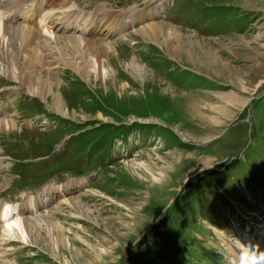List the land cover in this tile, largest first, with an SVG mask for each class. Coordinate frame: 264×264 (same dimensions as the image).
<instances>
[{"label":"rangeland","instance_id":"374dc122","mask_svg":"<svg viewBox=\"0 0 264 264\" xmlns=\"http://www.w3.org/2000/svg\"><path fill=\"white\" fill-rule=\"evenodd\" d=\"M109 10L113 9L109 6ZM147 21L108 41L86 39L94 50L88 54L81 51V37L58 33L60 45L51 43L45 53L51 60H57L56 56L70 60L54 63L43 72L40 65L34 66L40 84L35 76L24 85L20 76L25 71H16L15 76L8 69L16 68L17 60L0 45V62L4 55L11 64L0 66V85L28 93L27 107L34 112L69 119L70 132L90 131L61 155L58 161L63 162L54 171L82 168L79 158L100 136H106L108 146L116 145L123 135L131 139L129 145L116 149L119 157L104 163L89 188L61 197L51 209L31 208L36 216L56 211V216H48L62 227L57 231L63 233L60 240L66 241L58 253L48 248L44 223L36 235L41 237L39 242L23 241L19 233L9 239L0 227L3 242L16 241L1 247L0 252L11 249V256L0 257V264H238L230 261V251L240 250L234 246L236 240L247 245L243 236H235L238 231L243 234L237 209L244 208L257 220H262L263 213L256 209L264 199V0H180L166 18ZM154 23L163 24L166 31L151 40L142 29ZM45 36L54 41L55 34ZM34 41L42 39L35 36ZM86 57L90 67L85 65ZM202 57L204 64L199 63ZM30 85H42L45 91L53 85L68 114L53 107L51 94L45 93L47 99L31 94ZM187 98L192 104L183 103ZM5 122L12 127L6 129L19 130L2 119L0 130ZM140 133L146 138L138 137ZM51 134L24 132L30 146L9 145L6 153L10 150L28 159L46 155L66 137L65 130ZM138 161H149L156 171L165 172L168 178L158 184L161 188L151 177L128 169L127 163ZM48 169L29 171L42 178ZM49 181L54 186L69 183L64 175ZM33 185L39 186L19 190L22 184H17L10 198L21 199L44 184L38 180ZM66 199L81 203L83 212L72 209ZM34 217L16 216L23 225L25 220L34 222Z\"/></svg>","mask_w":264,"mask_h":264},{"label":"bare ground","instance_id":"6f19581e","mask_svg":"<svg viewBox=\"0 0 264 264\" xmlns=\"http://www.w3.org/2000/svg\"><path fill=\"white\" fill-rule=\"evenodd\" d=\"M49 1H51V0H49ZM52 3L64 4V0H52ZM81 14L84 15V13H82L80 10H76V11L70 10V11H67V12L61 14V15L59 14L56 17L62 21V23L65 27H73V28L75 27V30H76L77 27L81 25V23L79 21V16ZM99 15L100 14H95L91 17L85 16L84 22H86V21H90L93 23L97 22ZM115 20H116V22L113 23L112 27L116 26L118 23H120V25H124L123 21L117 22L118 20L116 18H115ZM47 22H48L47 18H41V19H37V20H30V21H28V24H16L18 26L9 27L10 26L9 24L8 25L4 24L3 21L0 19V37H1L0 45L2 47V50L7 55H10L9 52H11V54H13L17 60L16 61L17 62L16 68L13 69V66H12L11 68H8V69H12L11 72H13L15 76H16V71H23V72L25 71L26 73L24 72V74H25L24 77L20 76V78L23 80L24 85L26 82L30 84L31 78H35V76H36V81H38V84H40L39 76L37 75V73L34 69V66L40 65L41 68H40L39 72H41V71L43 72L44 68H46V67L51 69L50 67L54 66L53 65L54 63L60 62V63L66 64L70 60V59H66L65 56H56L57 60H54V59L51 60L48 58L47 55L49 53L48 52L49 46L51 45V43H55L56 45L59 46L61 41H62V37L58 36V33H48L51 36L55 34V36H52V37H54V41H53V38L45 36L46 34H42V33L38 34V32L36 31V28L38 27L41 29L42 25L46 24ZM89 24L90 23H88V25ZM162 25L163 24H161V23L160 24L154 23V24L148 25L149 29L148 28L147 29L149 31L147 29H144V30L142 29L143 36L147 37L151 40L158 39L166 31L164 26H162ZM90 30H92V29H90ZM66 31H68V29H65L64 32H66ZM8 34H9V36H8ZM35 36L42 39V41L40 43L37 42L35 44V42H36V41H34ZM63 36H65V35H63ZM81 39H82L81 51L85 52L86 54H88L90 52L93 53L94 50H90L92 45H93V44H91L92 42L88 41L89 39L88 40H86L84 38H81ZM67 45L68 46L71 45L70 40L67 41L66 46ZM101 45H103L104 47H106L108 49L112 48L111 44H101ZM58 50H59V48H58ZM65 51H67V50L65 49ZM45 52H48V53H45ZM261 56L264 59V55L262 54ZM88 57H86V60H85L86 64L85 65L87 67H90L91 63H90V59H87ZM203 57H206V56H203ZM205 62H206L205 58H203L201 61L199 60V63L204 64ZM2 65L4 68H6V66L7 67L11 66L10 61H8L4 55H3V63L0 62L1 67H2ZM85 65L83 63V66H85ZM78 66H79V68L81 67V65H79V64H78ZM83 66L81 68H83ZM93 68L95 70V67H93ZM0 70H3V69L0 68ZM83 70H85V69H83ZM45 72H46V70H45ZM40 75H42V74H40ZM44 85H46V84H44ZM53 85H51V86L54 88ZM31 86L32 85H30L28 87V88H30L29 92L31 94H35V95H41L42 94L46 99H47V97L45 95L48 93L51 94L53 97L52 98L53 99V102H52L53 107L58 112H61L64 115L68 114L67 111H65L63 109V99L60 97V95L54 94L53 88H51V86H48L46 88L47 89L46 91L43 89H40V87L42 85L39 87H34V86L31 87ZM185 100H187V101H184L183 103H186L188 101L190 102V100H188V98ZM186 105L187 106H185L186 107L185 109L188 111L187 112V114H188L190 112V109H189L188 103ZM184 116H185V114H184ZM7 126L11 127L8 122H5V126H4L3 130L6 129ZM12 126L14 127L13 123H12ZM166 158H167V156L161 158V161L162 160L166 161ZM168 159H169V156H168ZM149 161L130 162V163H127V166H128V169L132 170V172L134 174H139L142 177H145V176L151 177L152 178L151 180H153L155 185H156V183H157V185L161 184L163 182V180L168 178V176L165 175V172L163 170H161V171L157 170V171H159V172H157L154 167L149 166L148 164L151 163ZM158 186L160 187L161 185H158ZM50 187H52V186H50ZM50 187H47L42 192L38 193L39 195H38L37 199L29 202L30 203V204L28 203L29 206H28V204L26 205V206H28L27 208H29V211H32L31 208H33V207H35V209L36 208L37 209L49 208L50 201L53 199V194L55 191V189H53L54 187H52V188H50ZM59 190H61V189H59ZM65 202H68L72 206L71 207L72 209L76 208L79 211L83 212L82 210H80L82 208L81 203H74L73 201L70 202V200H68V199H66ZM49 211L43 212V213L39 214L38 216L34 217L33 218L34 222L33 221L30 222V221L25 220L24 222L26 224L23 225V222L21 220L22 218L20 220H17V218L14 217V209H13L12 205L8 204L5 207L0 208V217L3 218L4 222H6V223H4L3 226H1L2 230H3L2 233H5V235L7 237H9V239H12L15 236L17 237V235H18L17 233H19L21 236V240H23V241H27V240L30 241L32 239L33 241L39 242L41 240V237L38 238L36 235L41 231V229H43L44 226H46L48 228L47 229V231H48L47 238H48L49 243H50V244L49 243L47 244L48 248L52 253H54V254L56 252L58 253V251L61 249L62 245H65L64 242H66V241L63 238H62V241L60 240V237L63 235V233L61 234L57 231V228L59 229L61 226L56 225V224L54 225L50 220V219H52V217H50V215L48 216V213H51V214L56 216V211L53 209L50 212ZM35 212H36V210H35ZM84 213L89 214L90 212L85 211ZM42 223H44L43 227L40 226V224H42ZM15 234H17V235H15ZM5 235H3V236H5ZM3 241H5V240H3ZM235 250H237V249L233 248V251H235ZM238 251L240 252V250H238ZM77 253L78 252H76V254ZM2 264H4V263H2Z\"/></svg>","mask_w":264,"mask_h":264},{"label":"clouds","instance_id":"9594fccd","mask_svg":"<svg viewBox=\"0 0 264 264\" xmlns=\"http://www.w3.org/2000/svg\"><path fill=\"white\" fill-rule=\"evenodd\" d=\"M235 242L240 249L239 264H264V252H260L258 246H244L238 240Z\"/></svg>","mask_w":264,"mask_h":264}]
</instances>
